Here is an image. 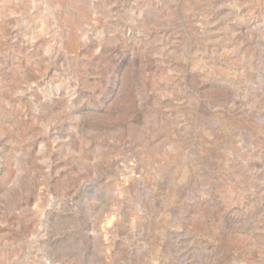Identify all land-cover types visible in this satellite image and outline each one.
<instances>
[{
  "label": "rangeland",
  "instance_id": "rangeland-1",
  "mask_svg": "<svg viewBox=\"0 0 264 264\" xmlns=\"http://www.w3.org/2000/svg\"><path fill=\"white\" fill-rule=\"evenodd\" d=\"M0 264H264V0H0Z\"/></svg>",
  "mask_w": 264,
  "mask_h": 264
},
{
  "label": "water",
  "instance_id": "water-1",
  "mask_svg": "<svg viewBox=\"0 0 264 264\" xmlns=\"http://www.w3.org/2000/svg\"><path fill=\"white\" fill-rule=\"evenodd\" d=\"M82 189H83V188H80V191L78 192L79 194H80V192H81Z\"/></svg>",
  "mask_w": 264,
  "mask_h": 264
}]
</instances>
